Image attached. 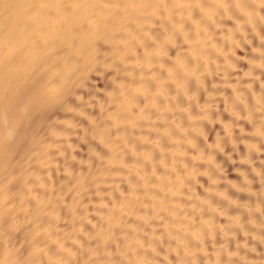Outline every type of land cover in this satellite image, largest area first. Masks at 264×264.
I'll return each mask as SVG.
<instances>
[{
  "label": "bare ground",
  "instance_id": "bare-ground-1",
  "mask_svg": "<svg viewBox=\"0 0 264 264\" xmlns=\"http://www.w3.org/2000/svg\"><path fill=\"white\" fill-rule=\"evenodd\" d=\"M0 264H264V0H0Z\"/></svg>",
  "mask_w": 264,
  "mask_h": 264
}]
</instances>
